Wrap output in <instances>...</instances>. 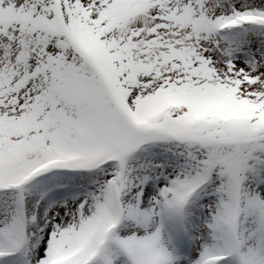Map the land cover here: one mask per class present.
Segmentation results:
<instances>
[{
    "label": "snow or ice",
    "instance_id": "1",
    "mask_svg": "<svg viewBox=\"0 0 264 264\" xmlns=\"http://www.w3.org/2000/svg\"><path fill=\"white\" fill-rule=\"evenodd\" d=\"M0 264H264V0H0Z\"/></svg>",
    "mask_w": 264,
    "mask_h": 264
}]
</instances>
